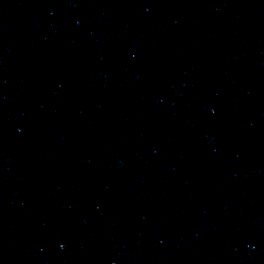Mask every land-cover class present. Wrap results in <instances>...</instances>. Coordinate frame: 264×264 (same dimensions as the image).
Here are the masks:
<instances>
[{"label": "water", "instance_id": "1", "mask_svg": "<svg viewBox=\"0 0 264 264\" xmlns=\"http://www.w3.org/2000/svg\"><path fill=\"white\" fill-rule=\"evenodd\" d=\"M0 264H264V0H0Z\"/></svg>", "mask_w": 264, "mask_h": 264}]
</instances>
